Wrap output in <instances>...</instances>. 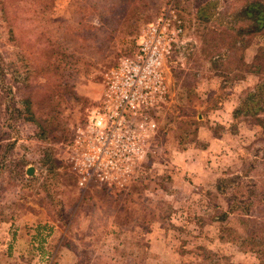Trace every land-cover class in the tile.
I'll return each instance as SVG.
<instances>
[{"label": "rangeland", "instance_id": "1", "mask_svg": "<svg viewBox=\"0 0 264 264\" xmlns=\"http://www.w3.org/2000/svg\"><path fill=\"white\" fill-rule=\"evenodd\" d=\"M251 1L254 0H136L141 6V25L134 33L105 24V17L112 15L106 13L112 3L121 6L131 0L0 3V168L5 157L7 166L0 178V206L6 216L15 220L24 207L42 208L45 222H51V232L46 229L38 235L37 245L27 241L30 227V234L20 236L11 254L3 233L2 237H6L3 241L0 237V264H77L79 259L78 264H192L198 260L197 254L183 252L200 245L228 256L231 264H261L256 252L221 242L220 224L210 219L216 210L229 209V199H234V194L238 196L233 188L242 184V179L246 187L259 183L255 187L264 190V130L254 117L245 121L240 116L239 131L234 134L238 140L233 146L240 149L238 165L225 177L243 175V170L244 175L229 184L227 194L190 186L198 195L188 189L184 192L190 198L184 200L178 172L169 165L175 147L197 142L201 127L209 124L217 134L229 131L233 119L229 125H222L224 115L217 110H234L264 83V74L248 73V68L240 65L241 60L254 63L259 50L264 49L263 37L237 35L239 29L252 26L243 14ZM258 1L264 4V0ZM171 4L184 20L185 35L165 64L170 95L157 111L158 136L149 156L124 186L107 187L92 181L83 190L70 159L76 130L85 121L86 109L102 96L104 73L121 58L136 52L143 29ZM103 13L106 15L101 16ZM213 58L218 60L216 64ZM49 63L53 66L46 72ZM57 66L65 74L63 78L53 71ZM244 74V80H236ZM58 80L68 87L58 92L63 97L58 94L53 103V131L45 141L37 136L36 125L25 121L23 100L34 96L38 105L45 106L50 85L54 89ZM255 101L249 103L250 108L264 104V90ZM50 110L46 107L47 113ZM48 146L56 160L57 181L49 175L45 177L48 171L41 164ZM20 158L24 163L15 167L11 160ZM23 167L24 173L32 168L40 180L28 179L24 174L23 181H16L13 172ZM250 193L259 194L250 216L263 224L264 203L260 198L264 194L255 188ZM183 211H190V229L175 216ZM239 215L234 213L226 225L245 234L237 220ZM257 228L262 234L263 249L264 229ZM139 242L149 243L147 253L137 246Z\"/></svg>", "mask_w": 264, "mask_h": 264}, {"label": "built area", "instance_id": "2", "mask_svg": "<svg viewBox=\"0 0 264 264\" xmlns=\"http://www.w3.org/2000/svg\"><path fill=\"white\" fill-rule=\"evenodd\" d=\"M184 35L181 14L168 5L143 29L136 54L104 73L102 97L86 109L71 146L81 189L92 181L122 187L148 158L158 136L157 111L169 97L165 64Z\"/></svg>", "mask_w": 264, "mask_h": 264}, {"label": "trees", "instance_id": "3", "mask_svg": "<svg viewBox=\"0 0 264 264\" xmlns=\"http://www.w3.org/2000/svg\"><path fill=\"white\" fill-rule=\"evenodd\" d=\"M2 2L3 0H0V3ZM131 2L132 3L127 2L125 5H121V6L115 3H112V6L107 9L109 11L105 10L106 13H112L110 17H107V16L105 17V24L116 25V27H118L119 29L121 27H124L123 28L124 33H127V32L134 33L135 31H137L141 25V18L139 17L141 6L137 4L136 0H131ZM113 4H114V7H113ZM129 7H131L130 10H129ZM243 14L248 18L249 21H251L252 26L250 27L248 26V28L239 29L237 32V35L246 36L250 34L254 36L259 35L264 38V4L258 0L251 1L248 4H246L245 7L243 8ZM104 15L106 14L105 13L101 14V16H104ZM112 20L113 22H111ZM229 28L231 27L229 26ZM213 60H214V64H216L218 61L216 60V58H213ZM240 62H241L240 63L241 67L248 68V73L256 74L258 76L264 74V49L259 50V52L255 56L254 63L248 64L244 62L243 60H241ZM47 66L48 67L45 68V69H48L46 72L50 71L51 69L49 67L53 65L49 63L47 64ZM53 71L55 72V74L60 75L61 78H63L65 75L61 73L60 66H57L56 70H53ZM245 78H246V75L244 74L238 77L236 80L241 81V80H244ZM54 84H55L54 89L52 88V85H50V88H49L50 92L46 97L45 106L38 105L35 101L34 96L33 97L28 96L27 98L23 100V107L25 108L24 112L26 115L25 121L27 123L36 125V127L38 128L37 136L41 140H45V141L48 139V135L51 133V131H53L51 130V127L52 125H54V123L50 119L52 116V111L54 110L53 103L54 101L58 99L59 95L63 97L58 92L60 91L62 93V89L64 88V90H66L68 87V85L63 87V80H58L57 84L56 83ZM263 90H264V83L257 87L254 94H250L249 96H247V98L243 99L241 102V105L236 107L232 111V117H233L234 122L230 124L231 127L233 126L232 128L229 129L230 132H232L233 134L238 133L239 130H238L237 125L239 121H241L240 116L245 117L244 119L246 121V120H250L248 118L251 117V115L254 117L253 120L256 122V124L261 126L262 129L264 130V117L262 116V113L264 112V104L259 105L258 108L252 109L249 107V103L250 104L257 103L255 99L257 96L260 95V93ZM39 107H41V112L38 111ZM46 107H51L50 113L46 112ZM52 152H53V149L51 147L48 146L45 148L44 150L45 155L42 157L41 164L48 171V174H46L45 177L48 178L47 175H49V178L51 180L57 181L58 176H56L57 174L55 171L56 160H54V158L52 157ZM5 159L6 157L4 159L2 158V163H1V168H0V178L2 177L3 170L7 168L6 164L4 163ZM11 161L14 163V166L16 167V166H20V163L22 162L24 163L25 160L23 158L22 159L20 158V159H15ZM24 170L25 168L23 167L18 172H13L17 175L16 181H19L20 179L23 181L24 174H26L29 177L28 179L37 180V181L40 180V178H38L37 176H34L33 173H29V172L26 173V171L24 173ZM243 175H244V170H243ZM243 175L236 174L230 177L228 176L222 177L217 184V192L223 195L227 194V189L229 187V184H231V182L234 179H242ZM10 178L12 179V177ZM242 180H241L242 184H239V186L235 185V187L233 188L234 191L235 189L237 190L238 196L234 194L235 195L234 199L232 198L229 199L230 201H232L231 204H229L230 205L229 209L216 210V212L211 216L210 219L212 220V222L220 224L222 231H220L219 240L221 242L235 243L236 245H238V247L242 251H245V252H248V251L256 252L257 254L260 255L259 257L261 259V264H264V248L263 249L260 248V246L263 244V238H262V234L259 233V229L257 228V226H261L264 229V223L261 224L256 220V218H253L250 216V213L255 207V203H254L255 196L256 197L259 196V194L257 193H254L255 195L253 193H250L251 190L253 188H255V190L260 189L262 191V194H264V190L261 189L260 186L255 187L259 185V183H255L253 186L246 187L245 182L244 181L242 182ZM245 191H247V193H245ZM260 202L264 203L263 197L260 198ZM236 212H240L241 214L238 216L237 220L244 226L245 231H246L245 234H243V232L241 231L239 232L238 229H235L233 227L226 225L227 223H229L231 216ZM7 218L8 217L3 212V208L0 206V222L6 221ZM254 227H256L257 229ZM137 246L140 249H143L144 252L146 253L149 251V243L139 242ZM183 254L184 255L185 254H197L198 260L199 258L203 259L202 261L197 260L198 262L196 261V263L193 262L192 264H206V262H213V261L215 264H220L224 261L225 263L227 262V264H231L228 261L229 260L228 256H220L213 250L205 246H202V245L198 246L195 250L187 249L183 252ZM98 260H101V258ZM79 262H80V259H79ZM79 262H77V264ZM81 262H84L83 258L81 259ZM98 263L102 264L100 261ZM69 264H73V263L69 262ZM104 264H108V263L105 262Z\"/></svg>", "mask_w": 264, "mask_h": 264}, {"label": "crops", "instance_id": "4", "mask_svg": "<svg viewBox=\"0 0 264 264\" xmlns=\"http://www.w3.org/2000/svg\"><path fill=\"white\" fill-rule=\"evenodd\" d=\"M137 51L138 49L136 52ZM136 52L130 56H134ZM161 107H163V105ZM232 111L233 110L230 108L229 110L224 107L219 108L217 112H221L224 117L221 120L220 118H216V120H220L222 125H229L233 119L231 117ZM213 130L214 129L209 124L201 127L197 133V142L203 144L200 145L195 142L187 145H179L178 147H175L173 155L169 159L170 167L172 166L173 169H176L178 172V183L180 182V184H182V186L180 185V191H182L184 200L190 198V195L184 192L188 189L194 195H198V191L192 190L190 186H199L201 189L205 187L209 189L211 193L217 192V184L219 180L222 177H225L227 173L234 171L238 165L237 156L240 153V149H237L236 147L233 148L236 140H238L237 135H234L230 131L217 134L213 132ZM32 171V168H29L28 172L32 173ZM239 171L237 170V172ZM180 191L175 190V192H178V194ZM204 194L206 196L208 191H206ZM200 196L202 197L201 194L199 197ZM42 215H44V210H42V208L37 209L27 206V208H23L22 214L19 215L16 220L7 216L8 218L6 221L0 222L1 241H3V239H5L7 236V242L5 246L8 247V252H10V254L12 253V250L15 249L16 243L18 242L20 236H26L27 234H30L28 233L30 227H32V230L30 236H27L30 238L27 241H30V243L34 244V246L37 245L35 240L38 239V235L42 234L44 230H49L46 231L47 233L51 232V222H45V218H43ZM190 215V211H183L182 213L175 216H177L179 220L183 224L185 223L188 229H190L193 227V224L189 219ZM6 229L8 230L5 231ZM3 233L6 234V236L2 237ZM33 234L35 235L33 236ZM176 256H178L177 253H175V257Z\"/></svg>", "mask_w": 264, "mask_h": 264}, {"label": "water", "instance_id": "5", "mask_svg": "<svg viewBox=\"0 0 264 264\" xmlns=\"http://www.w3.org/2000/svg\"><path fill=\"white\" fill-rule=\"evenodd\" d=\"M31 173V172H30Z\"/></svg>", "mask_w": 264, "mask_h": 264}]
</instances>
